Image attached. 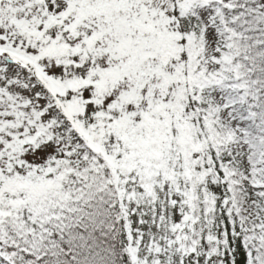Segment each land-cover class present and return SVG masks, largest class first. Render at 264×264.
Masks as SVG:
<instances>
[{"label":"snow or ice","instance_id":"obj_1","mask_svg":"<svg viewBox=\"0 0 264 264\" xmlns=\"http://www.w3.org/2000/svg\"><path fill=\"white\" fill-rule=\"evenodd\" d=\"M0 264H264V0H0Z\"/></svg>","mask_w":264,"mask_h":264}]
</instances>
